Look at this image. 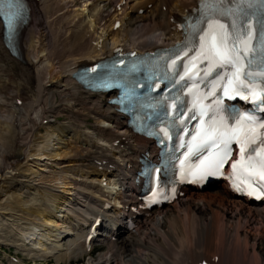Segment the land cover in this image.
<instances>
[{"label": "bare ground", "instance_id": "1", "mask_svg": "<svg viewBox=\"0 0 264 264\" xmlns=\"http://www.w3.org/2000/svg\"><path fill=\"white\" fill-rule=\"evenodd\" d=\"M27 1L35 22L21 32L17 56L0 22V243L10 242L32 264H73L85 256L83 264H258L245 232L255 218L264 223V207L231 199L224 184L189 191L182 209L173 204L137 216L136 228L126 230L139 202L131 172L153 145L128 129L109 104L115 95L75 79L83 67L116 54L181 42L198 0ZM107 7L114 10L105 14ZM215 201L224 213L231 208L230 219ZM112 202L121 210L108 209ZM105 216L114 218L112 236L120 242H104L107 251L94 259L82 234L91 219Z\"/></svg>", "mask_w": 264, "mask_h": 264}, {"label": "snow or ice", "instance_id": "2", "mask_svg": "<svg viewBox=\"0 0 264 264\" xmlns=\"http://www.w3.org/2000/svg\"><path fill=\"white\" fill-rule=\"evenodd\" d=\"M7 3L9 7V12L7 14V18H5V12L3 5ZM259 3L264 6V0H259ZM15 6L17 11L12 12V7ZM22 7V0H0V18H5L4 22L6 27L10 32H14L16 21L20 17L19 8ZM249 7H252L251 3ZM244 15H247L246 13ZM218 30H213V22L209 21L208 28L210 30L215 31V35L213 36V43L210 45L209 51L204 55V59H208L212 61L210 63L209 68L215 66H232L235 68V71L232 72L231 77L229 78V83L231 84L233 80L236 82L243 84V80H241V76H252V72H245V64L244 58L249 56L251 53H254L255 47L252 45L253 35L252 32L247 33V39H244L242 35V31L244 25L239 23L237 20H233L231 25H226L220 23L219 21L215 22ZM256 23L260 25V40L261 44L264 45V19L257 20ZM249 29L252 28V23L249 21L247 24ZM209 32H205L204 36H201V48L204 47L203 41L205 36H208ZM239 41L243 47H237V42ZM264 51V49H262ZM248 64L252 63V60L247 61ZM264 75V72L260 73ZM225 95H231L229 89L227 87L224 88ZM235 95H240L239 89H234ZM264 96V92L261 94H257L255 91L251 93V98L253 101L261 99ZM243 99H249L248 96H243ZM240 120H246L249 124H255L256 119L253 116H242L238 119L237 123ZM216 123V122H214ZM260 129H264V122L259 124ZM250 131L254 132L255 129H250ZM237 130L230 127L228 123L221 118L218 122V125L211 129V132L204 140H202V144L214 145L219 148V151L216 153V159L209 161L202 169L199 170V175L201 178L208 175H215L219 171V169L228 161L231 156V147L230 145L235 141L240 147V159L233 162L231 167L234 172L239 169L240 173L247 172L250 176H258L259 180L264 181V131L258 133L259 136V145L256 148L251 147V145L257 143V139L255 136L252 138L248 137L247 133L243 134V139L238 138L236 135ZM195 139V137H194ZM200 145L197 146L199 149ZM192 151V148H189V152ZM245 153H255L256 156H259V160L253 163L255 160V156L252 154L245 155ZM207 160V157L204 158ZM203 163V161H202ZM195 175V173H193ZM261 189H264V184L259 185ZM239 191L240 189L237 188ZM255 192L253 189L249 192V195H252ZM264 194V193H262Z\"/></svg>", "mask_w": 264, "mask_h": 264}, {"label": "rangeland", "instance_id": "3", "mask_svg": "<svg viewBox=\"0 0 264 264\" xmlns=\"http://www.w3.org/2000/svg\"><path fill=\"white\" fill-rule=\"evenodd\" d=\"M113 10H114L113 7H107L105 9V14H108L109 12H111ZM133 16L135 17L137 15L134 13ZM34 20H35V17L32 14V20H31V23H30L31 26L34 25V22H35ZM146 22H147V20H145L143 23H141V25L143 26ZM54 31H56V28H54ZM65 119H66L65 117L61 118V120H64V121H65ZM68 122H72V121H68ZM91 122L92 121H90V123ZM72 123H74V122H72ZM63 159H61V161H59V162L68 161V159L66 160V157H64ZM46 163H47V160L37 161V165L36 166H38V167H36V168L41 169L42 166L45 165ZM213 190L214 191L218 190V188L214 186V187H211L210 189L206 190L205 192H210V191H213ZM200 193L203 194L204 192H200ZM189 194H191V193H188V195ZM182 199H185V197H182ZM231 199L238 200V199H235L233 197ZM181 201H178V202L174 203V204H176L178 209H182L183 206H184L183 205L184 204L183 201L182 202ZM243 203L247 204L245 202H243ZM212 205H213V208H216L221 213L224 211L223 209H221L224 206L223 204H219V203H217L215 201V202L212 203ZM247 205H249V204H247ZM201 206H202V208H205L206 204L205 203H201ZM227 207H230V206L228 205ZM167 209H175V208L173 206H171V207L166 208V210ZM162 210H165V209H162ZM229 211H231V208L226 210L225 213L223 212V217H224L223 219H230ZM246 220L247 219L245 217H243L241 221L244 223ZM254 220H255V222H253V229L249 230V231H246L245 234H247V232H249L248 236H250V237H249L247 243H248V248H249L250 253H251V258L254 259V257H255L256 260L254 259V261H256V263L263 264L264 263V223H262V221H260V219H258V218H255ZM259 232H260V234L258 235ZM239 235H240V238H241L240 242H242V239L244 238V232L240 231ZM254 248L256 249V254L254 252V250H255ZM106 251H107V248L105 246L100 248L99 250L97 249V250H95L93 252L92 255L94 257H92V258L96 259L99 256V254L104 253ZM257 254L259 256H261V258L263 260V263H262L261 259L257 256ZM256 257H258V258H256ZM88 259H89V257L85 256L84 258H81V260H79L78 262L73 263V264H83ZM13 263L14 264H20V263L32 264V262L30 260H28V256L24 252H22L21 250L17 249L16 247H13L10 244V242L0 243V264H13ZM55 263L56 262H54L52 259H47V260H43V261L39 262V264H55Z\"/></svg>", "mask_w": 264, "mask_h": 264}]
</instances>
